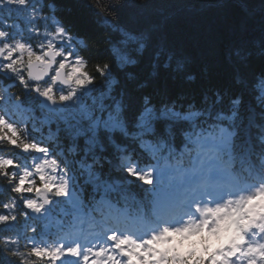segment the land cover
<instances>
[{
  "label": "trees",
  "instance_id": "obj_1",
  "mask_svg": "<svg viewBox=\"0 0 264 264\" xmlns=\"http://www.w3.org/2000/svg\"><path fill=\"white\" fill-rule=\"evenodd\" d=\"M21 3L22 0H8L6 8L0 9V28L5 30V21H8L7 31L28 41L31 38L29 25L42 28L55 20L68 38L60 47L66 61L82 57L93 77L91 83L87 84L85 77L87 85L76 87L89 95L74 96L72 103L79 107L75 112L69 109L64 113L73 112L66 117L71 122L70 127L63 122L62 129L50 128L49 120L44 121L48 136H42L44 139L39 143L32 137L37 145L49 149L57 139L52 130L62 136L61 141L72 140L85 149L89 147L78 135L83 128L86 135L96 141L94 144L104 142L101 138L106 136L104 144L109 141L110 144L98 162L97 171L108 182L113 179L118 183L128 181L130 184L125 185H131L134 179L130 177V181L117 164L116 168L111 166L115 161L113 146L119 141H123L122 146L126 144L124 141L128 145H141L142 139L130 130L142 121L145 110L157 115L173 112L184 115L170 114L168 118L155 120L159 123L152 128L154 133H148L146 143H153L155 138L163 140L174 163L186 167L189 164L185 158L190 159L192 155L189 145L199 137L223 141L230 135L229 146L234 158L242 154L243 144L238 132L250 117L248 106H252L255 110L250 132L253 150L248 154L255 168L263 165L264 109L255 102L251 88L264 80V0H29L27 8L13 6ZM30 10L42 14V18L29 19ZM23 12L28 17L22 18ZM12 36L10 39H14ZM256 76L262 77L255 79ZM18 90L19 86L14 85L13 91L0 94V115L1 108H8L10 102L16 100L22 101L24 112V103L33 89L28 87V94L23 92L22 95L15 93ZM93 96L105 101L104 106L111 100V113L126 125V133L115 131L116 128L108 124L87 130L92 123L90 117L102 111ZM38 100L42 102V97ZM115 102L117 108H112ZM105 114L106 111L101 112L103 117ZM25 136L31 141L30 133ZM0 138H3L2 128ZM13 151L14 148L0 147V156L13 157L22 168L32 167L36 154L33 152H40L35 149L29 156L20 158ZM239 159H244V154ZM238 160L233 159L230 167L236 170ZM122 164L120 160L119 166ZM116 187L113 183L112 188ZM147 194L134 191L129 196L145 198ZM53 197L59 205L66 204L62 197ZM11 199L7 182L0 178V213H4L3 203ZM18 203L19 199L16 206ZM24 211L22 206L4 213L17 215V220L0 225V238L18 236L21 244L30 236L35 220L30 212L22 216ZM24 246H20L21 249ZM7 260L0 254V261L6 264Z\"/></svg>",
  "mask_w": 264,
  "mask_h": 264
},
{
  "label": "snow or ice",
  "instance_id": "obj_2",
  "mask_svg": "<svg viewBox=\"0 0 264 264\" xmlns=\"http://www.w3.org/2000/svg\"><path fill=\"white\" fill-rule=\"evenodd\" d=\"M28 3L29 0H22L21 4L13 6L15 9L27 8ZM7 5L8 0H0V9H5ZM37 18H42V14L30 10L29 19L36 20ZM8 26V21H5V27ZM28 30L33 36L42 34L39 27H29ZM45 36V40L37 50L22 38L10 39V33L4 28H0V71L22 73L23 75L19 76L22 85L27 86L28 80L31 79L34 81L33 90L42 96L53 102L57 99L65 101L70 98V95L62 93L57 97L55 95L56 82H62L64 85L75 88L91 83L93 77L87 70L85 59L77 57L71 63H67L66 54L56 48V42H62L61 38L65 37L62 27H55L53 31L45 33ZM54 65L51 82L41 89L37 86L38 83ZM25 67L27 79L24 74ZM85 75L87 84L84 80ZM45 89L51 90V97L45 94ZM0 121H3V124L0 125V128L3 129L0 147L16 148L25 153L35 149H39L41 152L46 151L43 146L36 145L35 142L26 139V125L21 130L3 115H0ZM52 161L54 160L45 159L30 168H22L13 157L0 156V178L7 182L12 194V199L2 205L4 213H7L9 209L14 210L16 201L19 199L26 210L21 213L22 216L26 217L28 212L41 214L45 206L51 203V197L67 195L66 178H64V187L57 191V178L61 176L60 168L55 161V166H50ZM132 174L136 175L142 183L152 184L151 170L146 173H136L133 168ZM262 193H264V183L256 185L246 193L227 197L221 203H196L193 206L194 215L188 220H191L193 226H199L201 233L209 232L220 236V227L227 223L231 217L228 214L223 217L217 214L224 213L225 209H228L229 213L235 212L237 215L246 216L252 206L251 202ZM33 196L36 198H31ZM4 213H0V225L10 224L17 220V215ZM188 220L178 227L162 226L158 231H153L142 238L109 232L106 238L110 243L106 246L83 249L78 244L70 247L63 243L43 246L37 245L31 240L26 241L24 248L21 249L18 236H4L0 238V245H2L0 254L8 258L6 264H13V261H16L17 264H59L66 257L77 259L79 264H137V262L139 264H157L160 259L175 261L181 258V253L180 249L173 244V237L187 236ZM256 233L259 234L255 235V242H253V235ZM156 244H160L162 247H154ZM168 245L170 247H167ZM259 248H264V225L254 221L242 226L235 237L228 239L226 245L214 249L207 247L203 254L196 258L197 264H216L218 260L221 264H242L240 259L242 256L250 257ZM145 255H148V260H145ZM153 255L157 257V261L152 259ZM0 264H5V262L0 261ZM247 264H252V261L248 260Z\"/></svg>",
  "mask_w": 264,
  "mask_h": 264
},
{
  "label": "rangeland",
  "instance_id": "obj_3",
  "mask_svg": "<svg viewBox=\"0 0 264 264\" xmlns=\"http://www.w3.org/2000/svg\"><path fill=\"white\" fill-rule=\"evenodd\" d=\"M15 26V28H16V25H14ZM40 38H38V41H37V43H38V49H39V46H40V44L45 40V38H43V37H41V36H39ZM62 103H64V101H62ZM92 123L93 124H96V125H104V121H103V118L100 116V115H98V116H96V118L92 121ZM117 127H119V125H117ZM120 128V127H119ZM120 129H122V128H120ZM101 139H106V136L105 137H103V138H101ZM198 161V160H197ZM204 166H206V163H204V162H202V164H200L199 166H198V169H202V168H204ZM172 173V172H171ZM166 174H167V172L165 171V173L163 174V175H165L166 176ZM217 176H218V174L216 175V177H215V179H214V181L215 182H217V183H219L220 182V180H217L216 178H217ZM209 178V175H208V173H206V175H205V178H204V180H207ZM192 186V183H189V188ZM257 212V208H251L250 209V215H251V217H253L254 216V221L255 222H257V223H259V224H261V225H264V210L262 211V212H260V213H256ZM188 232V231H187ZM257 234H259V233H256V234H254L253 235V242H255V235H257ZM244 258H249V257H241L240 259L241 260H243ZM256 258L257 257H254V258H252L251 259V261H252V264H254L255 263V260H256ZM219 261V260H218ZM217 261V262H218ZM242 264H244V263H242Z\"/></svg>",
  "mask_w": 264,
  "mask_h": 264
},
{
  "label": "water",
  "instance_id": "obj_4",
  "mask_svg": "<svg viewBox=\"0 0 264 264\" xmlns=\"http://www.w3.org/2000/svg\"><path fill=\"white\" fill-rule=\"evenodd\" d=\"M46 78H47V74L45 75V77H44V78H42V80H41V81L45 80ZM56 83H59V84H61V85H63V86H68V85H64L62 82H56Z\"/></svg>",
  "mask_w": 264,
  "mask_h": 264
},
{
  "label": "bare ground",
  "instance_id": "obj_5",
  "mask_svg": "<svg viewBox=\"0 0 264 264\" xmlns=\"http://www.w3.org/2000/svg\"><path fill=\"white\" fill-rule=\"evenodd\" d=\"M127 158H128V161L127 162H132L133 161V159H132L131 156H128Z\"/></svg>",
  "mask_w": 264,
  "mask_h": 264
}]
</instances>
